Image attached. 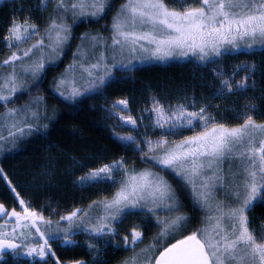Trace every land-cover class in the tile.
Masks as SVG:
<instances>
[{
    "label": "snow or ice",
    "instance_id": "snow-or-ice-1",
    "mask_svg": "<svg viewBox=\"0 0 264 264\" xmlns=\"http://www.w3.org/2000/svg\"><path fill=\"white\" fill-rule=\"evenodd\" d=\"M47 3L48 0H40L42 8ZM52 3L53 14L48 18L44 35L35 43L20 47L40 33L28 19H14L3 37L11 54L0 61V66L8 68L6 74L0 73V102H4L6 109L0 113V152L10 151L19 140L39 130L40 113L32 110L35 101L23 109L9 108L7 103L27 91L28 80L37 83L46 67L57 65L73 38L74 26L80 22H100L114 7L113 0H52ZM174 3L179 7L170 6L167 0H124L112 17L111 44L107 45L99 33L82 34L81 44L73 54L74 62L66 74L77 68L86 74L88 87L84 91L99 88L112 75L111 68L117 65L110 66L103 51L98 56L93 51L94 62H86L89 53L85 47L90 50H98L101 45L110 47L111 61L119 56L164 60L186 58L189 54L200 61H209L240 47H264V0H191V3L174 0ZM129 64L120 66L127 68ZM237 68L245 73L250 71L249 67ZM250 79L246 75L239 81L221 80L219 94L247 89ZM66 82L67 75L57 80L58 95L68 99L83 94L73 87L66 95L61 90ZM127 106L128 101L121 99L113 108L119 111ZM254 108V104L247 105L242 112L243 123L230 127L218 122L206 106L190 111L183 104L165 106L153 98L147 111L155 114L151 125L153 130H160L159 136L152 139L145 133V148L130 134L118 136L135 144L142 161L173 174L189 192L194 205L204 212L203 226L189 235H183L189 218L180 211L182 205L174 187L151 169H128L123 159L90 169L79 178V183L95 186L111 182L116 188L114 194L53 221L20 198L0 167V179L8 184L20 207L19 211L16 208L8 211L0 203V218L4 220L0 224V260L5 252H10L13 256L46 261L49 256L56 257L53 242L65 246L77 244L74 228L91 236H114L126 215L147 209L160 225V231L151 244L137 253L135 248L142 243L143 232L134 226L121 242L134 255L122 264H264V226L257 230L249 218V213L264 203V123H257L249 114ZM118 119L132 128L138 127L137 119L131 115H119ZM196 128L201 130L178 142L169 139L181 130ZM234 161H239L235 168ZM219 192L223 193V199L218 198ZM158 209L166 210L165 219L160 218ZM10 218L15 223L6 231ZM60 221H67V227H62ZM86 244L94 251L97 249L95 242ZM54 264H60L58 258ZM73 264L86 262L75 260Z\"/></svg>",
    "mask_w": 264,
    "mask_h": 264
},
{
    "label": "trees",
    "instance_id": "trees-1",
    "mask_svg": "<svg viewBox=\"0 0 264 264\" xmlns=\"http://www.w3.org/2000/svg\"><path fill=\"white\" fill-rule=\"evenodd\" d=\"M123 2L124 0H113L114 7L107 12L104 19L100 22H80L77 26H74L73 38L68 42L67 48L62 53V58L57 62V65L54 67H46V70L43 72L37 83L34 84L31 82L27 91L18 93L12 101L7 103V107L9 108L23 109L26 105L32 104L35 101V106L32 110H37L40 113V120L38 122L39 130L33 131L29 137L22 139L21 142H19V147H16L18 148L17 152L20 156L21 162H23L24 165L25 163L27 165L38 161L40 163L46 162L49 163V167L47 168L51 171L54 168L55 170L53 171H56L63 170L65 168L64 166L67 164H73L75 165V169L80 170L82 168L81 166L85 167V169H94L102 166L104 163H111L112 161L123 159L130 163L128 169L135 168L139 171L143 166L154 167L152 162L146 165V163L142 162L139 158L137 152L132 148L119 143L111 136L107 127L102 122L100 109L97 106H92L87 98L70 102L58 95L55 90V79L57 78V74L66 73V69H68L69 65L73 63V54L77 51V47L81 43L80 37L82 34L99 33L102 38H109L112 17ZM54 8L55 7L51 9H43L40 6L39 0H8L2 2L0 4V61L11 54V51L5 45L3 37L7 34V30L14 19L17 21H23L25 19L31 20L40 30H44L49 23L48 18L53 14ZM36 40H38V37L32 39L26 44H22L20 47L27 48L30 44L35 43ZM251 51H256L257 57L262 58L263 65L260 69L264 72V47L260 49H251ZM251 51H244L240 54L248 55L251 54ZM223 55L231 56L233 53L224 52ZM216 59L222 58L214 57L211 58V62H209V60L206 61V63H214L215 61H218ZM191 60L196 59L192 58ZM204 63L199 62V64L201 66L203 65V68L206 69L209 64L205 66ZM189 67L188 63L184 62H170L163 66L145 65L138 67L133 76H137V78L152 77L157 81L165 83V85H168L169 87L175 86L176 84L184 85L190 83V86L187 85L188 89L191 87L189 91L187 90L190 92L192 91L191 89L196 86L198 81L195 76L196 73ZM7 71V66H0V73H7ZM197 75L199 76V74ZM169 77L172 79L168 80ZM261 77H264V73ZM261 80L263 81L260 82L259 85L264 88V78ZM126 88L127 87L121 84H113L112 81L106 86L104 92L110 99H114ZM199 88L200 87L197 88V93H206L204 88L201 90L203 92H199ZM37 97H42L43 99L37 101ZM228 97L230 99H225L226 102H224L222 108L218 110V113H220L218 119H221L224 123L226 122L230 124L229 126H237L238 124L243 123V119L242 116L238 117L234 110L229 109V107L233 108L235 106H233V103L231 104L233 99L232 96ZM237 97L238 96H236V98ZM3 103L4 102H0V113L6 111ZM255 103L256 108L253 117H256L255 121L257 123H264V95L262 97L259 96V98L255 100ZM241 104L242 103H240V105ZM236 106L237 109L240 108L237 104ZM44 125H47V127L45 128ZM14 149L5 153V159L15 155ZM44 151L51 154L50 159L45 158ZM71 158L75 160L77 164L74 163V161L72 162L70 160ZM6 163L3 162L1 166L6 167L7 170ZM62 167L63 169H61ZM166 173L169 175L170 180L173 179L180 194L184 195L182 185L177 178L168 171ZM56 181L57 180H55V182ZM62 184L65 188L63 187L59 190L48 189L45 193L34 194L32 197V202L34 203L32 207L36 211L42 212L46 218L56 221L59 219L62 211L64 213L67 212L70 207L76 204L77 208H87V206L93 201L100 200L98 191L93 187H82L78 183L76 186L70 185V180L68 178L64 181L62 180ZM0 185V202H5L7 196L4 194L7 195L8 193H6L4 186L2 184ZM254 213L256 217L264 219V203L258 204L254 209ZM60 225L62 227H67V221H60ZM118 226H120L119 229L129 231L130 228L135 225L128 227L127 223H120ZM149 226V224L144 225L147 235L143 238V241L140 244H143L145 239L149 238ZM52 227L55 228L56 225L53 224ZM196 227L194 230L197 229ZM73 232L80 233L77 237L80 242L78 247L61 245L59 242L52 243L53 249L63 262L84 260L86 261V264H116L118 260L122 258L123 253L128 251L116 246L114 248L110 247L112 251L108 250L106 254L99 258H95V251L88 248L86 246V241L82 240V238L86 237V232L75 228L73 229ZM14 257V259L8 258L0 261V264H22V260L17 259V256Z\"/></svg>",
    "mask_w": 264,
    "mask_h": 264
},
{
    "label": "rangeland",
    "instance_id": "rangeland-1",
    "mask_svg": "<svg viewBox=\"0 0 264 264\" xmlns=\"http://www.w3.org/2000/svg\"><path fill=\"white\" fill-rule=\"evenodd\" d=\"M5 1L8 0H0V4ZM167 2L169 3L170 6L179 7V5L174 3V0H167ZM188 2L191 3V0H188ZM53 7H55V4L52 3V0H48V3L44 5L43 9H51ZM29 22L33 23V21L31 20H29ZM69 23H72V21L69 20ZM43 35H44V31L40 30L39 35L33 36L32 39L37 37L39 39ZM109 35H111V31L109 32ZM103 40L106 42L107 45L111 44L110 37L103 38ZM260 48L263 47L254 46L251 49H260ZM251 49L240 47L237 50L227 51L233 53V55L231 56L223 55L220 56L222 59H216L218 61H215L214 63H206V61H200V60L198 61V59L195 56H192L191 54H189V56L186 58L174 57L164 60H157V59L141 60V59H134L128 56H119L117 57L116 61H111L110 58L113 55V53L110 47L101 45L99 46L98 50H90L87 47H85V51L89 53V60L86 62H94L93 60H91L93 51H95V55L97 56L99 55L100 51H103L105 56L109 58L108 62L110 66L113 63L117 65L116 67L111 68L112 75L109 78H107L106 83L100 86L99 88L90 91H84V89L88 87L87 84L88 77L86 76V74H82L79 68H77L75 72H68L67 74L64 72L63 74H57L55 83L62 75H67V82L61 87V90L65 91V94L68 95L71 92L72 88L76 87L79 88L83 93L80 96L69 97L67 100H69L70 102H75L82 98H87L91 102L92 106L94 107L97 106L100 109L102 115V122L107 127L111 136L114 137L119 143L132 148L135 152L138 153L140 158L139 151L136 148L135 144L132 143L131 141L128 142L122 141L118 139V136L122 137L130 134L133 137H136V139L140 142L141 148H145V145L143 144L145 133H147V135L150 136L152 139H156L159 136L160 130L159 129L153 130L151 125V120L154 119L155 114L147 111V109H150L152 107L153 98L159 100L160 103L165 106L171 105L175 107L177 105L183 104L190 111L198 110L200 107L206 106L208 112H210L218 122L223 123L226 126H229L230 124L226 122L224 123L221 119H218L220 115V113H218V110L222 108L224 102H226L225 99H230L228 96H232L233 99L231 104L233 103V106L235 107L232 106L233 108L229 107V109L234 110L235 114L238 115V117L242 116V119L244 120L245 117L242 115V112L245 109V107L249 104H254L256 108L255 100H257L259 96L262 97L264 95V88L261 87V85H259V83L263 81L261 79L264 78L261 77L264 72L260 69L261 66L263 65V61L261 57H257L256 54L257 52L251 51ZM244 51L246 52L251 51V54L248 55L240 54L241 52ZM192 58H195L196 60H191ZM129 60H131L130 64H129ZM211 61L212 60H210L209 62ZM170 62L188 63V66H190L189 68L196 73L195 76L197 77L198 82L196 86H194L191 89L192 91L188 92L191 87L188 89L187 85H189L190 83L184 85L176 84L175 86L169 87L168 85H165V83L157 81L152 77L137 78V76L135 77L133 76L138 67H142L145 65L163 66L169 64ZM199 62L200 63L205 62L204 65L207 66V64H209V66L206 69H204L203 65L201 66ZM121 63L129 64V66L125 68L123 66H120ZM252 65H255V67L252 68L251 67ZM237 66H240V69H243L244 67H249L250 71L248 73H245L242 70H238ZM199 71L202 73H200ZM197 74H199V76ZM246 75L251 76V79L248 82L249 86L247 89L244 90L236 89L232 93L225 92L223 96L219 94V89L222 87L220 83L221 80L239 81L241 80V78H243ZM170 79L172 78L169 77L168 80ZM112 81L113 84H121L127 87L124 91L120 92L119 95L114 99H110L104 92L106 86ZM31 82H32L31 80L27 81L28 86L31 84ZM198 87H200L199 92L202 90V88H204L206 93L203 91H201L203 92L201 94L197 93ZM236 96L238 97L236 98ZM121 99H126L128 101V106L126 109H121L117 111L116 109L113 108V105L118 100ZM240 103L242 104L240 105ZM236 104L240 106L239 109H237ZM255 108L249 113L250 115H252V117L254 116ZM33 111H37V110H33ZM119 115H131L133 118L137 119L138 127L132 128L130 125L121 123V121L118 119ZM255 118L256 117H253L254 120ZM200 130L201 129L199 128H196L195 131L187 130V129L181 130V132L178 135L170 136L169 139L178 142L183 137L194 135L195 132H198ZM29 136L30 134L25 138ZM19 142H21V140H19L17 145L12 147L11 149L19 147ZM14 151H15L14 152L15 155H12L6 159H5L6 156L5 153L7 152V150L0 152V167L3 168L4 173L8 177V180H10L12 185L16 187V192L19 193L20 198H23L31 205L34 204L32 202V197L34 196V194L45 193L47 192L48 189L59 190L63 187L65 188V186L62 184V180L64 181L67 178L70 180V185L76 186V184L78 183L80 186H82L79 183V178L84 176L86 172L90 170V169H85V167L83 166H81L82 168L79 167L82 170L81 169L77 170L74 167L75 165L67 164L64 166L65 167L64 169L63 167L61 168L63 170L53 171L55 170L53 168V170L51 171L49 168H47L49 167V163L46 162L40 163L39 161L27 165L25 163L24 165V163L21 162L20 156L17 152L18 148L14 149ZM44 153H45L44 154L45 158L47 159L51 158L50 153H46V151H44ZM70 160L72 162L74 161V163L77 164V162H75V160H73L72 158ZM123 161L125 162V166L128 168L130 163L126 160ZM3 162L4 163L7 162L6 163L7 170L6 167L1 166ZM142 162L146 163V165L150 163L145 161ZM238 163L239 161H234L233 168H235L238 165ZM227 167L228 165L226 163L225 164L226 170ZM144 169H151L152 171L159 173L160 175L164 176L165 179L174 187L176 194L179 197L182 205L180 211L182 214L186 215L189 218L187 231H185L183 235L191 234L192 231H195L194 229L196 226L197 229L201 228L204 223L205 214L201 209H199L197 206L194 205L189 192L183 187V185L181 184L184 195H181L180 192L177 190L173 179L170 180L169 175L166 173L167 171H161L160 168L155 165L154 167L143 166L141 170ZM119 179L120 177H117V180ZM55 180L57 181L55 182ZM0 184L4 186L6 193H8L7 195L4 194L8 198V201H6V203L17 205L18 209L20 210L18 200L14 197V194L11 192L8 184L3 179H0ZM87 187L95 188L98 191L99 194L98 196L100 197V199L104 197L110 198L111 195L114 194V192L116 191V188L112 186L111 182L98 183L95 186H87ZM218 198L223 199L222 192L218 193ZM76 205L70 207V209L67 210V212L65 213L62 211L60 216L68 215L69 213H71L74 209L77 208ZM157 212L160 215L161 219H165L167 217L166 210L158 209ZM144 218H148V219H144ZM249 218L251 221V226L255 227L257 230H259L261 226H264V219H262L261 217L259 218L256 217L254 210L249 213ZM10 220L11 219H9V221ZM125 223H127L128 227L131 225H135V227H138L140 231L143 232L144 230L143 238L147 235L144 225L147 224L150 225L149 226L150 236L148 239H145V242L143 244L139 243L138 247L135 248V252L137 253L140 252L141 249L151 244L154 238L157 236L158 232L160 231V225L156 223V219L152 216L151 213L147 211V209L133 210V214L126 215L123 219V223L121 224H125ZM119 227L120 226L117 227L118 234L114 236L104 235V236L96 237V236H91L89 233L86 234L85 238L88 239L87 240L88 242H95L97 244V249L95 250L94 253L95 258H99L100 256L106 254L108 250H111L110 247L114 248L115 246L123 248V250L124 249L128 250L126 253H123L122 258H120V260H118L116 264H122V262L125 259L134 255V252L131 248L130 249L125 248L121 243L123 237L125 235L130 234V231L133 227H131L129 231H125L124 229H119ZM86 239L84 240L86 241ZM159 250L160 249H157V251Z\"/></svg>",
    "mask_w": 264,
    "mask_h": 264
},
{
    "label": "flooded vegetation",
    "instance_id": "flooded-vegetation-1",
    "mask_svg": "<svg viewBox=\"0 0 264 264\" xmlns=\"http://www.w3.org/2000/svg\"><path fill=\"white\" fill-rule=\"evenodd\" d=\"M6 201H8V198H7ZM6 201H5V202H0V203H2L8 211H11L14 207H16L17 210L19 211L17 205L10 204V203H6ZM10 219H11V220H10L9 223H8V228L5 229L6 231H10L11 228H12V226H13L14 223H15L14 218H10ZM11 222H12V223H11ZM3 223H4V220L0 218V224H3ZM74 233H75V235L73 236V238L77 241V244H75V245H70V246H75V247L77 246V247H78L79 244H80V242L78 241V238H77V237L80 235V233H78V232H74ZM86 234H87V233H86ZM86 234H85V235H86ZM85 235H84V236H85ZM82 237H83V236H82ZM84 239H86V238H82V240H84ZM87 240H88V239H86V241H87ZM86 246H87V244H86ZM52 249H53V247H52ZM87 250H88V249H87ZM53 251H55V250L53 249ZM55 253H56V251H55ZM8 258H12V259H14L15 257L12 255V253H6V254H4V258H3V260H6V259H8ZM57 258L59 259L60 264H73V262H63V261L60 259V257L57 255V253H56V257H51V256H49V257L46 259V261H41V260H39V259H35V260H33V259H30V258L24 256V255L17 256V259L22 260V261H21L22 264H54V262H55V260H56ZM3 260H0V261H3ZM85 262H86V261H85Z\"/></svg>",
    "mask_w": 264,
    "mask_h": 264
},
{
    "label": "water",
    "instance_id": "water-1",
    "mask_svg": "<svg viewBox=\"0 0 264 264\" xmlns=\"http://www.w3.org/2000/svg\"><path fill=\"white\" fill-rule=\"evenodd\" d=\"M6 253H10V252H5V254H6Z\"/></svg>",
    "mask_w": 264,
    "mask_h": 264
}]
</instances>
